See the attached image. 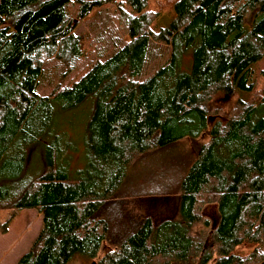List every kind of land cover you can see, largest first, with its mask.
<instances>
[{
    "label": "trees",
    "instance_id": "trees-1",
    "mask_svg": "<svg viewBox=\"0 0 264 264\" xmlns=\"http://www.w3.org/2000/svg\"><path fill=\"white\" fill-rule=\"evenodd\" d=\"M167 4L160 15L147 0H0V233L23 209L41 220L14 264H264V0ZM102 7L125 40L39 95L44 62L68 70L81 58L75 27ZM223 94L235 97L228 112L211 104ZM84 108L72 168L60 122ZM183 139L193 152L183 167L147 155ZM136 165L159 168L155 187L177 198L176 217L124 211L119 188ZM203 197L216 203L209 250L192 231Z\"/></svg>",
    "mask_w": 264,
    "mask_h": 264
},
{
    "label": "rangeland",
    "instance_id": "rangeland-1",
    "mask_svg": "<svg viewBox=\"0 0 264 264\" xmlns=\"http://www.w3.org/2000/svg\"><path fill=\"white\" fill-rule=\"evenodd\" d=\"M168 0H147V8L149 11H158L160 15H166ZM159 16V15H158ZM114 20L112 7H102L93 10L92 13L75 27V33L81 35V38H87L84 46V55L79 59H74L68 68L56 59H47L42 67V76L39 80L37 93L39 95H48L52 92L54 86L62 85L69 79L75 76L85 63L96 56H105L113 51L115 46H119L125 40L122 30H119ZM87 47V48H86ZM89 52V53H88ZM159 60V59H158ZM150 60L145 71H151L162 60ZM259 66L264 68V62ZM256 90L261 91L264 87V75L256 77ZM211 101L212 106L220 110L228 112L233 104L235 97L230 94H223ZM85 108L80 111H75L72 116V121H69L70 114L60 122V130L64 131L66 139L69 142L71 153V167L77 168L83 163L81 141L78 137L79 124L82 122V117ZM205 138L200 137L198 141ZM161 157H156L155 154L150 157L159 158L165 162L168 160L178 166H185L193 157V152L190 149V144L187 139H183L165 150L160 151ZM163 153V154H162ZM32 164L35 165L39 161L37 151H32ZM139 158L142 160L144 156ZM148 157V156H147ZM139 160V159H138ZM155 160V159H154ZM137 160L133 158L130 166L137 164ZM31 164V165H32ZM148 167V165H146ZM136 172L132 171L131 175L127 176L121 183L119 199L122 200L124 211L139 219L144 216H149L154 221L162 218L176 217L175 207L177 198L173 193L159 194L162 189H156L157 175H152L159 171V168H154L153 171L148 170L142 175L138 172L141 169L138 165L134 167ZM145 170V169H144ZM162 181V180H161ZM158 194V195H157ZM206 197V196H205ZM205 197L200 200L199 217L200 222L196 223L192 231L201 236L203 241V249L209 250L211 244L210 231L217 220L216 203L214 201H204ZM7 212L0 210V223L5 218ZM207 221V226L202 225V221ZM41 227L39 213L35 209H23L11 221L6 232L0 233V264H14L17 258L24 253L35 238ZM264 244V242H263ZM250 248H238L239 252H248ZM101 254L99 251L98 255ZM213 257L206 264H212ZM73 264H87L84 260L75 259Z\"/></svg>",
    "mask_w": 264,
    "mask_h": 264
}]
</instances>
